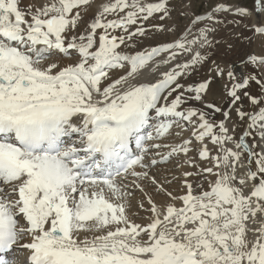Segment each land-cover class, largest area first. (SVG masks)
I'll return each mask as SVG.
<instances>
[{
    "label": "snow or ice",
    "instance_id": "1",
    "mask_svg": "<svg viewBox=\"0 0 264 264\" xmlns=\"http://www.w3.org/2000/svg\"><path fill=\"white\" fill-rule=\"evenodd\" d=\"M256 3L264 12V0ZM89 4L44 0L22 10L20 0H0V254L24 248L29 264H264V150L257 152L247 139L255 131L264 142V100L247 91L256 77L238 79L227 71L234 81L231 103L238 105L245 96L258 109L235 108L247 128L234 139L225 123L228 112L217 124L200 108L184 107L209 90L210 78L188 85L186 91L195 95L186 97L180 78L207 59L193 46H211L215 27L200 28L191 40L186 32L182 39L128 54L120 50L125 36L146 35L143 22L157 13L168 16V0H110L77 35ZM231 10L225 4L215 9ZM235 11L249 14L246 8ZM200 21L222 23L213 13L197 16L193 25ZM138 22L141 26L130 32ZM116 30L124 35L113 34ZM255 31L264 34V26ZM73 50L76 62L61 66L52 60ZM193 51L188 62L161 72L154 82L129 81L164 53L168 56L154 70ZM249 60L264 66V56ZM125 65H130L126 75L111 76ZM217 74L224 69L217 67ZM181 121L193 126L202 145L199 156L212 166L185 172V177L203 176V183L194 186L185 179L182 195L159 185L169 202L158 205L140 183L157 184L156 178L137 167L148 169L191 151L192 140L185 139L160 160L145 163L149 148L165 147L147 141L166 136ZM150 127L154 134L146 131ZM206 138L218 146L215 155ZM229 142L235 147H227ZM246 154L254 167L241 172ZM129 176L135 178L132 185L125 183ZM133 185L147 196L149 207L139 204L151 214L146 224L128 214ZM26 237L29 242L21 243ZM0 264L12 262L0 255Z\"/></svg>",
    "mask_w": 264,
    "mask_h": 264
},
{
    "label": "bare ground",
    "instance_id": "2",
    "mask_svg": "<svg viewBox=\"0 0 264 264\" xmlns=\"http://www.w3.org/2000/svg\"><path fill=\"white\" fill-rule=\"evenodd\" d=\"M22 1L25 2L23 5H20L22 10H27L30 5H35L38 7L44 2V0H22ZM230 8L232 10L227 11V12L233 13L234 11V13L236 14V15L233 14L234 16H236L234 20L239 19L238 21H241V22L236 21L237 23L235 22L234 24L227 25L229 27H226V25H224V28H222V30H216L219 32V33L217 32L219 34L217 36H220L223 42L225 43L227 42V44H230L233 47H236L237 49L238 47L243 48L244 46L243 39L240 38L241 36L240 37L238 36L239 33L241 32L243 25L244 24L249 25L254 30H255V27L257 26H264V21H262L264 12L259 11L257 4L251 9L246 8L249 10L248 15H241V14L236 13L235 9L245 8L243 6L234 5L233 7H230ZM223 24H220V25L223 26ZM206 25L209 27H215L217 23L209 24V22L207 21H200L196 23L195 25L192 24L190 28L192 30L200 29L202 27H205ZM218 26L219 25H217V27ZM249 26H247V28ZM179 39L181 38H176L174 41L179 40ZM252 47H253V50L248 52V54L245 55L243 58L239 59L238 61L230 62L228 58L225 57L224 55V51H225L224 46L219 44L216 47V51L212 55H207L210 64L205 60V63H204L205 66L201 68H197L196 67L197 65L193 66L191 69H189V71L183 77L180 78V83L184 85L185 93L187 95L189 93V91H186L188 85H194V81L196 80V78L201 77L203 80H208L209 78L211 79L212 82L207 92V98L209 101L201 100L199 102H195V101L188 100L187 103L184 105V107L200 108L201 110L209 114L211 109L209 110V107H207V105L209 104L208 102H211L212 100L215 99V102H216L215 105L216 107L221 109V112H216L215 110H213L215 111L214 116L211 117L209 114L208 118L211 122L218 124L221 120H225V117L222 115V113L228 112L229 117L225 120V123H226V126L230 130V134L233 135L234 139H238L247 128V122L242 121L240 119V117L235 111V108L237 106H240L242 110L247 111V112H251L254 110H258V109L256 108V106H253L251 104V100L249 99V97H245V96L241 97V101L238 102V105H233L231 103L232 98L229 95V89L231 88L234 81L228 78L227 71L229 69L233 70L236 73V76L238 79H242L250 74L254 75L256 79L250 81L247 91L249 92L250 96H256L257 98L264 100V82H260V83L257 82L260 80L261 76H264V66L254 65L249 60V57L252 55H256V56L264 55V34L256 32L255 38L252 40ZM193 55L194 53H191V54L180 53L178 54L177 59L172 61L170 64L168 65L160 64L159 69L154 70L155 63H157L161 58L168 56L167 53H164L162 54L161 57H158L155 62H152L144 69H141L135 78L130 77L129 81L131 83L154 82L156 79L160 77L161 72L170 70L178 63L183 64L185 62H188L192 58ZM55 56H53L52 60L59 63L61 66L68 64V63L76 62L79 59L78 54L74 50L72 51V55H71L72 57L70 56L68 59H63L62 54H56ZM211 66H214L213 70H215V72H217V67L224 69V74L223 75L217 74L219 78L214 76L212 69L210 70ZM128 71H130V65H125L123 69L112 70L111 76L113 78H118L121 75H126ZM218 81H221L222 86L226 87V91H225L226 96L225 94L223 95L222 93L218 91L219 89ZM211 90L214 91V93L216 94L213 95L212 93H210ZM191 93H192L191 95L195 94L194 92H191ZM186 94L185 96L187 97ZM260 106H264V105H260ZM192 131H193V126L188 125L185 122L181 121L179 126L173 125V128L170 130L169 134H167L166 136L161 137L159 139L149 141L147 143L149 145L162 144V145H165V147H162L159 149L149 148V151L144 156L145 163H149L152 159L160 160L161 155H167V153L171 150V146L183 144L185 139L192 140V144L190 145L191 151H189L187 154L183 152L175 153L168 161L159 163L157 165H153L148 169H141L137 167V171H145V170L148 171L149 177L154 176L156 178V181L158 182L157 185H163L164 188H165V185L168 184L169 189L167 188L165 189L167 191L172 192L173 195H182L183 192L186 191V189L184 188L185 179H188L190 182H192L194 186L197 181H199L200 183H203V176L201 175H193L192 177L184 176L185 172H192L195 174V173H199L202 168L212 166V161L210 159L209 160L202 159L199 156V150L202 147V145L200 141L196 140L193 137ZM151 132H153L154 134L153 129ZM247 139L250 142L254 141L253 146L256 147L257 152L264 150V146H262L264 145V142L260 141L255 131H253V135L251 137H248ZM204 143L208 145L210 153L212 155H215L216 152L218 151V146L214 145L211 142L210 138H206ZM226 146L233 147V148L235 147V145L232 142H229ZM242 161L245 163L246 167L245 169H241L240 170L241 172L246 171L247 167H254V165H248L247 154L244 157H242ZM209 179H211V177H209ZM132 180L134 181L135 178H132ZM144 180L151 181L150 179H144ZM169 181L171 183H168ZM142 182L140 181V183ZM125 183L132 185V181H129L128 178L125 181ZM156 188L157 187L153 189L150 188V189H152V191L155 192ZM205 188H207V185H205ZM129 190L133 193V195L128 198L129 205H130L128 208V214L130 218L133 219L135 222L146 224L148 222V217L151 214L149 212H146L144 209H141L139 207V204L143 202L144 207L148 208L149 204L147 201V196L145 194L144 196L143 195L140 196V194L137 193L138 188H136L134 185ZM147 190L149 191V188ZM153 199H154V196H153ZM154 201L158 205H163L169 202V197H167L165 193L164 194L160 193L159 198L154 199ZM28 242H29V239L27 237L21 241V243H28ZM29 255L30 253L28 252V250L24 248H16L15 250L9 253L8 257L14 260L13 264H29L28 262Z\"/></svg>",
    "mask_w": 264,
    "mask_h": 264
},
{
    "label": "rangeland",
    "instance_id": "3",
    "mask_svg": "<svg viewBox=\"0 0 264 264\" xmlns=\"http://www.w3.org/2000/svg\"><path fill=\"white\" fill-rule=\"evenodd\" d=\"M108 2H110V0H90V4L88 6H86L82 11V17L83 18H82L81 23L79 24V26L75 30V34L79 35V34L83 33L86 29H88L89 24L95 18L97 13L101 10L102 5L105 3H108ZM145 2L151 3V2H157V0H145ZM24 3L25 2L20 0V5H23ZM219 4H225L229 7H233L234 5H239V6H243L245 8L251 9L257 3H256V0H168L169 15L165 16L164 19H161L160 16L162 15V13L154 14L153 17H150L146 22H143L142 26L146 29V35H144V36L137 35V36L133 37L131 40H128L127 36H125V44L120 46V50L124 51L128 54H130V53L135 54L138 51H144V50L150 49L152 47L158 46L159 44H163L165 42L171 43L176 38L182 39L186 32L190 33L188 39H192L194 36L198 35V30H199V29H193L192 30L190 28L191 25L193 24V21H195L196 17L197 16H206L209 13H213L215 15V17L219 21H222L224 24L223 23H219V24L217 23V25H219V26L217 27V25H216L215 31L209 35V39L213 41L211 46H205L204 48H198V46H193L194 51L199 50V51H201L202 55H205V56L212 55L216 51V47L219 44H221L222 46H224L225 57H227L230 62L238 61L239 59H241L245 55H247L248 52L253 50L252 40L255 38L256 32L251 26L246 25V24L243 25L241 32L238 35L239 37L241 36L240 37L241 39H243V44H244L243 48L238 47V49H237L236 47H233L232 45L227 44V42L226 43L223 42L222 38H220V36H217V35H219L218 34L219 32L216 30H222V28H224V25H226V27H229L227 25L234 24L239 19L234 20L236 18V16H234V15H236L234 13V11H233V13L216 12L215 9H216L217 5H219ZM223 13H225V14H223ZM231 15H233V16H231ZM224 16H225V18H224ZM107 18L108 19H114L115 17L112 15H109ZM262 21H264V16L262 17ZM238 22H241V21H238ZM220 24H223V26ZM138 26H141L140 22H138L137 25L132 26V28L129 31L130 32L135 31V28ZM247 26H249L250 28L248 27L249 28L248 29ZM216 27H217V29H216ZM99 31H101V30H98V32ZM113 34L124 35V33L121 30H116V32H114ZM191 35H193V36H191ZM173 37H175V38H173ZM194 51L192 53H194ZM188 54H191V53H188ZM57 56H59V55H57ZM261 56H264V55H261ZM69 57L70 56L65 55V54L62 55L63 59H68ZM206 61L210 64V62L208 60V56H207ZM204 63H205V60L202 63L198 64L196 67L201 68V67L205 66ZM214 66H211L210 70L212 69L214 76L219 78V76L217 75V72H215V70H213ZM203 81H205V80H203L201 77H198L194 81V85H197ZM218 86H219L218 91L220 93H222L223 95L225 94V96H226V92H225L226 87L222 86L221 81H218ZM210 93H212L213 95L216 94L212 90L210 91ZM184 94H186V93H184ZM191 94L192 93L189 92L188 95L187 94L186 95H187V97H194L195 94H193V95H191ZM188 100L199 102L198 100L191 99V98ZM203 100L209 101L207 98V93L203 96L202 101ZM208 103H209L208 105H210V104L215 105L216 104L215 99L212 100L211 102H208ZM217 106H218V104H217ZM210 109H211V111L209 114L211 117H213L215 114V111H213L214 110L213 108H209V110ZM132 178H134V177H132ZM132 178H131V176H129L128 177L129 181L133 182ZM143 182H142V185L144 186L145 192L147 191L148 193H150L149 195H151L152 197L154 196V199L159 198L160 193L164 194L163 192H160L157 190L159 185L153 184L151 181H148V180H143ZM173 184H175V183H173ZM155 185H157V186H155ZM155 187H157V188L155 189V192H154V191H152V189ZM148 188H149V191L147 190ZM150 188H152V189H150ZM165 188L169 189L168 184L165 185ZM145 192H142L140 189L137 190V193H139L140 196H142V195L144 196Z\"/></svg>",
    "mask_w": 264,
    "mask_h": 264
}]
</instances>
